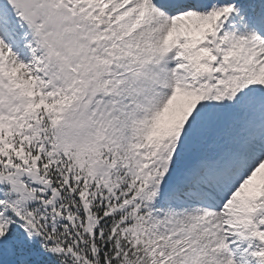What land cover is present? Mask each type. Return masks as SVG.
Segmentation results:
<instances>
[{"label":"snow or ice","instance_id":"snow-or-ice-1","mask_svg":"<svg viewBox=\"0 0 264 264\" xmlns=\"http://www.w3.org/2000/svg\"><path fill=\"white\" fill-rule=\"evenodd\" d=\"M0 264H264V0H0Z\"/></svg>","mask_w":264,"mask_h":264}]
</instances>
